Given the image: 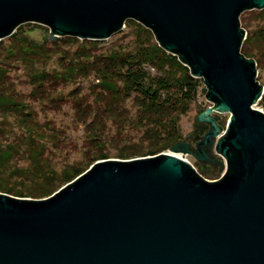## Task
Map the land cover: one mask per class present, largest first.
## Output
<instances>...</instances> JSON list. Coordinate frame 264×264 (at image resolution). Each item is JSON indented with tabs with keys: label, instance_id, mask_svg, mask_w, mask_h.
I'll return each instance as SVG.
<instances>
[{
	"label": "water",
	"instance_id": "1",
	"mask_svg": "<svg viewBox=\"0 0 264 264\" xmlns=\"http://www.w3.org/2000/svg\"><path fill=\"white\" fill-rule=\"evenodd\" d=\"M264 0H0V40L36 21L50 38L107 39L134 18L204 77L208 131L172 152L107 158L43 198L0 191V264H264V94L241 16ZM231 112L223 130L213 112ZM210 144L218 179L188 159Z\"/></svg>",
	"mask_w": 264,
	"mask_h": 264
},
{
	"label": "rangeland",
	"instance_id": "2",
	"mask_svg": "<svg viewBox=\"0 0 264 264\" xmlns=\"http://www.w3.org/2000/svg\"><path fill=\"white\" fill-rule=\"evenodd\" d=\"M243 15L250 20L247 27L242 23L247 34L263 31L264 8L247 9ZM50 34L49 25L28 21L0 40V63L6 64L12 96L23 103L24 112H32L24 117L4 113L0 107V185L4 187L0 191L47 197H36L34 192L52 178H57L58 190L68 182L61 178L69 169L84 172L101 159L171 152L175 143L208 131L209 123L199 121V115L213 104L204 77H196L197 94L186 111L175 103L163 114L150 116V110L160 109L166 98L173 100L178 90L174 82L186 70L191 74V69L164 47L165 62L145 60L144 52L161 45L141 21L127 19L107 39L50 38ZM255 46L260 58L258 78L264 83V38H258ZM107 80L116 84V91L104 87ZM128 81L132 88H124ZM263 102L260 98L257 107L264 110ZM213 115L226 130L231 112ZM177 154L207 179L220 178L228 168L227 159L215 148L213 161L181 150Z\"/></svg>",
	"mask_w": 264,
	"mask_h": 264
},
{
	"label": "trees",
	"instance_id": "3",
	"mask_svg": "<svg viewBox=\"0 0 264 264\" xmlns=\"http://www.w3.org/2000/svg\"><path fill=\"white\" fill-rule=\"evenodd\" d=\"M242 23L245 27L249 26V19L242 14L241 16ZM263 29L262 32H259V29L249 31L247 34V37L244 41V44L242 46V51L250 57H255L257 62L258 59L257 55L258 53L255 51L257 48L255 46V43L258 41V38L262 39L264 38V26L261 27ZM15 33V32H14ZM13 33V34H14ZM28 50V51H27ZM23 51L31 52L33 50L29 49H23ZM161 52V54H160ZM34 53L39 54L37 50L34 51ZM157 56H154L156 55ZM166 51L160 47L158 44L155 46L152 45V48L148 49L146 52H144L143 58L147 61H156L160 60L165 62L167 59ZM6 64L0 63V107L1 110L4 113H16L18 115H22L24 117H30L32 112L29 110V112H24L23 109V103L20 100H15L12 96V93L9 88V82L7 81V69H6ZM174 86L178 89L176 90L172 97L173 100L170 98H166V102H162V104H159L158 107L160 109L157 110H150V116L152 115H157L158 114H163L166 110L170 109L171 106L174 107V104L177 103L178 105H183V111L187 110V104L196 97L197 94V86L199 84V80L196 77H193L188 70H186L182 76L174 82ZM105 88L108 90L116 91L117 86L113 81L107 80L105 84H103ZM133 87L137 88V85H133ZM124 88H132V85L130 84V81H128L125 85ZM262 99L264 100V94L262 95ZM264 103V102H263ZM171 105V106H170ZM172 136L175 137V133L172 134ZM177 141V139H175ZM174 141V142H175ZM81 168H74V169H69L67 172L62 176L61 179L66 180V181H71L73 180L76 176L81 174ZM57 178H52L50 182L46 185H43L41 188L37 189V191L34 192V195L36 197H43V196H48L52 194L56 189H57ZM4 189L3 186L0 185V190ZM6 190H9L8 188H5Z\"/></svg>",
	"mask_w": 264,
	"mask_h": 264
},
{
	"label": "flooded vegetation",
	"instance_id": "4",
	"mask_svg": "<svg viewBox=\"0 0 264 264\" xmlns=\"http://www.w3.org/2000/svg\"><path fill=\"white\" fill-rule=\"evenodd\" d=\"M201 139H197L195 140L192 137H190L189 139H187L188 143H189V147L190 149H192L193 151L195 152H199L198 151V142L200 141ZM203 149L205 150L206 152V158L204 160H208V161H213L214 159L212 158L211 154L213 153V149L214 147L211 146L210 144H206V145H203Z\"/></svg>",
	"mask_w": 264,
	"mask_h": 264
},
{
	"label": "bare ground",
	"instance_id": "5",
	"mask_svg": "<svg viewBox=\"0 0 264 264\" xmlns=\"http://www.w3.org/2000/svg\"><path fill=\"white\" fill-rule=\"evenodd\" d=\"M172 152V151H171ZM177 154V153H176ZM179 155V154H178ZM180 156V155H179Z\"/></svg>",
	"mask_w": 264,
	"mask_h": 264
},
{
	"label": "built area",
	"instance_id": "6",
	"mask_svg": "<svg viewBox=\"0 0 264 264\" xmlns=\"http://www.w3.org/2000/svg\"><path fill=\"white\" fill-rule=\"evenodd\" d=\"M260 98H262V96Z\"/></svg>",
	"mask_w": 264,
	"mask_h": 264
}]
</instances>
